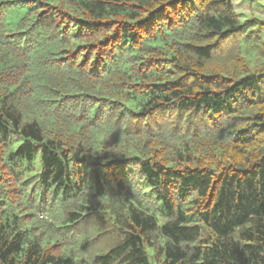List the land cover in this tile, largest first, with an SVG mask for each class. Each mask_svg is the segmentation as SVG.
<instances>
[{
  "label": "trees",
  "instance_id": "obj_1",
  "mask_svg": "<svg viewBox=\"0 0 264 264\" xmlns=\"http://www.w3.org/2000/svg\"><path fill=\"white\" fill-rule=\"evenodd\" d=\"M0 264H264V20L0 0Z\"/></svg>",
  "mask_w": 264,
  "mask_h": 264
},
{
  "label": "rangeland",
  "instance_id": "obj_2",
  "mask_svg": "<svg viewBox=\"0 0 264 264\" xmlns=\"http://www.w3.org/2000/svg\"><path fill=\"white\" fill-rule=\"evenodd\" d=\"M233 3L242 21L252 17L264 20V0H233ZM255 27L257 24L253 25Z\"/></svg>",
  "mask_w": 264,
  "mask_h": 264
}]
</instances>
